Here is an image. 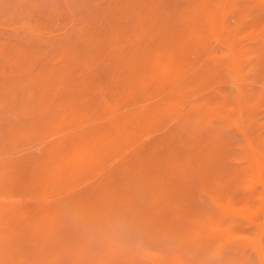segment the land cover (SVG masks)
<instances>
[{
	"label": "rangeland",
	"instance_id": "374dc122",
	"mask_svg": "<svg viewBox=\"0 0 264 264\" xmlns=\"http://www.w3.org/2000/svg\"><path fill=\"white\" fill-rule=\"evenodd\" d=\"M0 264H264V0H0Z\"/></svg>",
	"mask_w": 264,
	"mask_h": 264
},
{
	"label": "clouds",
	"instance_id": "9594fccd",
	"mask_svg": "<svg viewBox=\"0 0 264 264\" xmlns=\"http://www.w3.org/2000/svg\"><path fill=\"white\" fill-rule=\"evenodd\" d=\"M121 228H122V226H120ZM118 230H119V228H118Z\"/></svg>",
	"mask_w": 264,
	"mask_h": 264
},
{
	"label": "bare ground",
	"instance_id": "6f19581e",
	"mask_svg": "<svg viewBox=\"0 0 264 264\" xmlns=\"http://www.w3.org/2000/svg\"><path fill=\"white\" fill-rule=\"evenodd\" d=\"M240 96V95H239Z\"/></svg>",
	"mask_w": 264,
	"mask_h": 264
}]
</instances>
